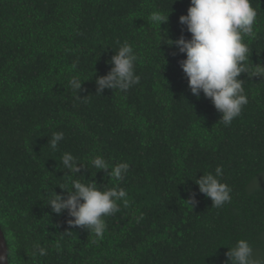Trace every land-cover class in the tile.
Listing matches in <instances>:
<instances>
[{"label":"trees","instance_id":"obj_1","mask_svg":"<svg viewBox=\"0 0 264 264\" xmlns=\"http://www.w3.org/2000/svg\"><path fill=\"white\" fill-rule=\"evenodd\" d=\"M190 0H0V224L10 264H227L244 239L264 258V78L241 74L248 103L230 124L201 93L193 96L170 47L191 34L179 23ZM249 70L264 66V0ZM169 15L159 28L149 20ZM183 29V31H182ZM127 41L139 84L96 94V79ZM73 64L76 65L73 68ZM79 76L83 91L69 80ZM79 96V99L77 98ZM64 139L52 149L53 133ZM85 168L70 174L62 156ZM127 162L122 182L94 168ZM221 167L231 200L217 208L195 180ZM259 178V179H257ZM71 180L127 192V206L103 217L99 239L70 227L47 201ZM196 193L194 206L186 202ZM46 255L33 256L34 245Z\"/></svg>","mask_w":264,"mask_h":264},{"label":"clouds","instance_id":"obj_2","mask_svg":"<svg viewBox=\"0 0 264 264\" xmlns=\"http://www.w3.org/2000/svg\"><path fill=\"white\" fill-rule=\"evenodd\" d=\"M257 11L252 7V0H190L186 15L179 17V23L186 27L191 34L190 39L183 35L175 41L168 39V45L178 49L186 56L179 61L188 81V88L193 96L200 97L201 93L209 99L214 108L221 114L224 124H230L238 117L248 103L243 87L244 80L238 79L241 74L264 78V66L253 65L250 71L247 62L250 60V48L244 42V37H255L254 25ZM169 15L159 11L150 14L149 20L159 28L168 22ZM183 31V29H182ZM138 57L132 45L125 41L112 56L109 62L112 67L105 76L96 79V94L102 95L105 90L127 92L140 82L135 65ZM76 65L73 64V68ZM83 82L79 76L69 80L70 87L77 93L83 91ZM79 99V96H77ZM64 139L63 132L53 133L50 141L52 149ZM91 165L116 181L122 182L128 174L130 165L120 162L109 163L100 155L90 160ZM62 165L70 174H79L85 167L77 162L71 153H64ZM221 167L212 173L203 174L195 180L199 193L210 198L214 207H221L230 202L232 189L220 182ZM259 179V178H257ZM71 191L66 194H56L46 205L57 215L67 213V223L70 227L90 229L96 237L103 238L106 222L103 217L115 214L120 210L118 201L127 206V192L123 188L114 187L100 190L95 182L82 183L71 180ZM196 193H190L186 201L194 206ZM46 249L39 244L33 247V256L46 255ZM227 264H264V258L254 256V250L248 241L240 239L235 246L226 252ZM8 260L7 255H0V264ZM9 262V260H8Z\"/></svg>","mask_w":264,"mask_h":264},{"label":"water","instance_id":"obj_3","mask_svg":"<svg viewBox=\"0 0 264 264\" xmlns=\"http://www.w3.org/2000/svg\"><path fill=\"white\" fill-rule=\"evenodd\" d=\"M7 252H8V246L6 243V238H5L4 232H3L1 224H0V255H7ZM8 260H5L4 262H2V264H10V262H8Z\"/></svg>","mask_w":264,"mask_h":264}]
</instances>
